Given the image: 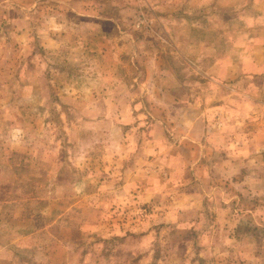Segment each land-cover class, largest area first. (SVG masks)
Returning <instances> with one entry per match:
<instances>
[{
  "label": "rangeland",
  "instance_id": "374dc122",
  "mask_svg": "<svg viewBox=\"0 0 264 264\" xmlns=\"http://www.w3.org/2000/svg\"><path fill=\"white\" fill-rule=\"evenodd\" d=\"M0 264H264V0H0Z\"/></svg>",
  "mask_w": 264,
  "mask_h": 264
}]
</instances>
